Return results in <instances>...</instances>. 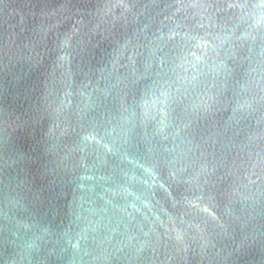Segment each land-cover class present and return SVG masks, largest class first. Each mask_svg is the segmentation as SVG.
<instances>
[{
	"label": "water",
	"instance_id": "obj_1",
	"mask_svg": "<svg viewBox=\"0 0 264 264\" xmlns=\"http://www.w3.org/2000/svg\"><path fill=\"white\" fill-rule=\"evenodd\" d=\"M0 264H264V0H0Z\"/></svg>",
	"mask_w": 264,
	"mask_h": 264
}]
</instances>
